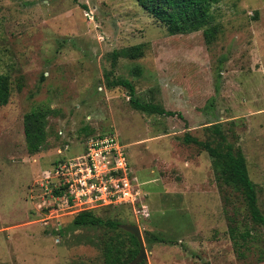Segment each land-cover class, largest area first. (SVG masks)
I'll list each match as a JSON object with an SVG mask.
<instances>
[{"label":"rangeland","instance_id":"1","mask_svg":"<svg viewBox=\"0 0 264 264\" xmlns=\"http://www.w3.org/2000/svg\"><path fill=\"white\" fill-rule=\"evenodd\" d=\"M210 13L207 25L172 34L138 0H0V74L10 82L0 104V264H105L103 243L128 239L125 224L140 226L145 264H264V225L244 193L184 139L241 148L264 214V0H219ZM135 45V58H114ZM119 77L183 117L134 108L125 87H109ZM36 109L52 112L45 145L30 154L24 115ZM109 132L126 146L138 199L68 200L57 166ZM82 210L120 230L71 227Z\"/></svg>","mask_w":264,"mask_h":264},{"label":"trees","instance_id":"2","mask_svg":"<svg viewBox=\"0 0 264 264\" xmlns=\"http://www.w3.org/2000/svg\"><path fill=\"white\" fill-rule=\"evenodd\" d=\"M217 1L219 0H138L144 9L165 22L172 34L197 30L210 23V6ZM207 36H209V32ZM141 47V45H135L118 51L115 50L113 56L115 59L119 56L135 58L141 52ZM115 86H123L128 90L130 102L138 110L165 116L183 117L180 112L167 110L157 104L138 98L135 85L128 78L119 77L109 82V87ZM9 98V78L4 74H0V104H6ZM51 112L50 109H36L24 115V133L30 154L40 152L45 145L48 134V117ZM214 130L216 134L224 138L218 126H215ZM184 139L186 142L194 143L201 149L206 150L214 158L215 168L219 176L221 175L227 183L244 193L250 216L254 221L264 225V214L258 206L256 184L249 176L246 158L241 148H236L230 144L222 145L221 142L203 141L191 135H186ZM62 192V190L56 191L57 195L62 194ZM81 226L108 227L120 230V223L117 220L103 219L95 215L93 210H82L76 214L71 227ZM124 232L128 235V239L111 237L109 240L104 241L105 264H132L139 253L140 246L137 238L129 231L125 230ZM246 235L248 234H242L243 237H246ZM156 240L159 242L165 241L161 236H156ZM138 264H145V262Z\"/></svg>","mask_w":264,"mask_h":264},{"label":"built area","instance_id":"3","mask_svg":"<svg viewBox=\"0 0 264 264\" xmlns=\"http://www.w3.org/2000/svg\"><path fill=\"white\" fill-rule=\"evenodd\" d=\"M56 172L68 200L76 203L110 205L138 199L139 182L126 146L112 132L88 138L82 153L61 162Z\"/></svg>","mask_w":264,"mask_h":264},{"label":"water","instance_id":"4","mask_svg":"<svg viewBox=\"0 0 264 264\" xmlns=\"http://www.w3.org/2000/svg\"><path fill=\"white\" fill-rule=\"evenodd\" d=\"M123 227L127 231L131 232L137 238L139 242V246H140L139 253L135 257V259L132 261V264H137L144 260H147L148 258L147 249H146L144 237H143L140 226L137 224H125L123 225Z\"/></svg>","mask_w":264,"mask_h":264}]
</instances>
